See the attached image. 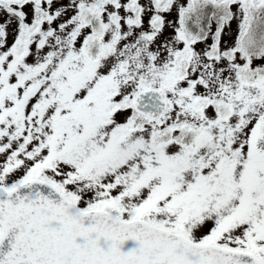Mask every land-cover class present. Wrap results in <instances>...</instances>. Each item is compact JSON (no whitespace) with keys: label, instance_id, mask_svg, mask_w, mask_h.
Listing matches in <instances>:
<instances>
[{"label":"snow or ice","instance_id":"obj_1","mask_svg":"<svg viewBox=\"0 0 264 264\" xmlns=\"http://www.w3.org/2000/svg\"><path fill=\"white\" fill-rule=\"evenodd\" d=\"M0 264H264V0H0Z\"/></svg>","mask_w":264,"mask_h":264}]
</instances>
